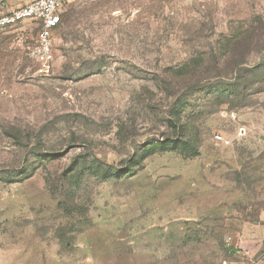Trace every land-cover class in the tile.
<instances>
[{"label":"rangeland","instance_id":"rangeland-1","mask_svg":"<svg viewBox=\"0 0 264 264\" xmlns=\"http://www.w3.org/2000/svg\"><path fill=\"white\" fill-rule=\"evenodd\" d=\"M63 14L47 63L0 30V264H264V0Z\"/></svg>","mask_w":264,"mask_h":264},{"label":"built area","instance_id":"built-area-1","mask_svg":"<svg viewBox=\"0 0 264 264\" xmlns=\"http://www.w3.org/2000/svg\"><path fill=\"white\" fill-rule=\"evenodd\" d=\"M72 1L33 0L8 11H0V30L26 22L36 25L35 42L29 45L30 55L47 63L53 58V39L62 22L63 13Z\"/></svg>","mask_w":264,"mask_h":264},{"label":"trees","instance_id":"trees-1","mask_svg":"<svg viewBox=\"0 0 264 264\" xmlns=\"http://www.w3.org/2000/svg\"><path fill=\"white\" fill-rule=\"evenodd\" d=\"M66 13L67 12H65V14ZM65 14H63L62 22L58 29L61 28ZM258 37L260 41H263V46L260 51V53H263V62H258L256 65L250 67V69H247V72H257L264 66V33L261 32ZM217 82L220 83L217 87L221 88V93L223 95L234 94L236 99L243 100V98L246 97L248 90L255 84L256 81H254L253 78H218ZM169 88L171 87L169 86ZM180 143L181 142H171L165 144L164 147H168L169 144L178 145ZM111 173H114V171Z\"/></svg>","mask_w":264,"mask_h":264},{"label":"crops","instance_id":"crops-1","mask_svg":"<svg viewBox=\"0 0 264 264\" xmlns=\"http://www.w3.org/2000/svg\"><path fill=\"white\" fill-rule=\"evenodd\" d=\"M13 8H15V7H13ZM9 10H10V8H9ZM0 11H8V9H0ZM263 217V220H264V212H263V215H262ZM255 225V228H253L252 230H251V232L253 233V232H255V233H257V236L258 237H264V225L259 221L258 222V224H254ZM262 243H260V245H261Z\"/></svg>","mask_w":264,"mask_h":264}]
</instances>
